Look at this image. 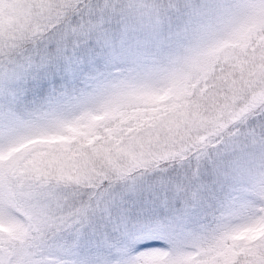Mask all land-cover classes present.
Segmentation results:
<instances>
[{
  "label": "snow or ice",
  "instance_id": "snow-or-ice-1",
  "mask_svg": "<svg viewBox=\"0 0 264 264\" xmlns=\"http://www.w3.org/2000/svg\"><path fill=\"white\" fill-rule=\"evenodd\" d=\"M0 264H264V0H0Z\"/></svg>",
  "mask_w": 264,
  "mask_h": 264
},
{
  "label": "rangeland",
  "instance_id": "rangeland-1",
  "mask_svg": "<svg viewBox=\"0 0 264 264\" xmlns=\"http://www.w3.org/2000/svg\"><path fill=\"white\" fill-rule=\"evenodd\" d=\"M48 65L45 64V67ZM55 68V66H53ZM48 74V79L52 80L53 76L51 72L45 73V75ZM53 85H49L51 88ZM132 247L134 250L139 251L141 249L144 250H152L155 248H163L167 247V241L164 237H162L160 234L155 232H143L138 235V237L134 240Z\"/></svg>",
  "mask_w": 264,
  "mask_h": 264
},
{
  "label": "trees",
  "instance_id": "trees-1",
  "mask_svg": "<svg viewBox=\"0 0 264 264\" xmlns=\"http://www.w3.org/2000/svg\"><path fill=\"white\" fill-rule=\"evenodd\" d=\"M46 77H48V74H46Z\"/></svg>",
  "mask_w": 264,
  "mask_h": 264
}]
</instances>
